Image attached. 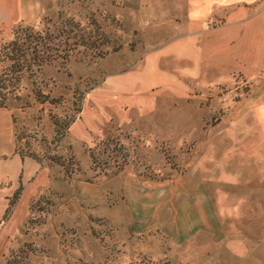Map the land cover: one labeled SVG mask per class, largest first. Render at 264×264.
I'll return each instance as SVG.
<instances>
[{"label": "rangeland", "instance_id": "1", "mask_svg": "<svg viewBox=\"0 0 264 264\" xmlns=\"http://www.w3.org/2000/svg\"><path fill=\"white\" fill-rule=\"evenodd\" d=\"M174 8L152 0H0V46L17 28L53 31L66 20L97 45L30 75L0 61V74L8 75L0 108L10 114L14 152L43 178L8 234L0 264H264V237L261 245L257 239L246 245L248 254L238 260L221 244L205 251L202 238L170 246L150 230L151 221L135 218L136 207L153 203L150 193L200 180L221 218L232 210L248 237L264 236V174L259 180L248 170L241 182L223 180L218 145L239 140L238 104L264 86L258 74L227 77L210 68L194 77L169 58L161 63L171 77L167 91L151 85L145 95L158 96L144 108L116 100L114 80L141 72L152 53L177 38L181 14ZM175 92L181 100L166 102L160 114L159 97ZM207 146L212 164L205 161Z\"/></svg>", "mask_w": 264, "mask_h": 264}, {"label": "crops", "instance_id": "2", "mask_svg": "<svg viewBox=\"0 0 264 264\" xmlns=\"http://www.w3.org/2000/svg\"><path fill=\"white\" fill-rule=\"evenodd\" d=\"M152 2L166 9L180 7L174 8V14H179V10L181 14L180 23L174 28L177 38L157 53H152L141 72L134 71L121 80H114L118 102L128 100L135 108H144L149 97L158 96L152 93L145 95L151 85H162L167 91L171 77L161 63L169 58L180 62L186 67L185 71L194 77H199L203 69L211 68L223 70L227 77L231 74H258L264 81V0ZM158 100L155 108L161 114L170 100H181V96L175 92L168 94L167 98L159 97ZM238 109L243 119L238 122L239 140L218 144L223 150V180L230 184L238 180L241 182L245 178L244 172L247 174L248 170H253L257 179L263 180L264 86L240 102ZM244 118H252V123H244ZM14 149L10 114L0 108V258L8 234L16 228L27 201L37 193L43 179L39 173L35 174L36 164L22 159ZM206 149L208 156L205 161L212 164L211 148L207 146ZM15 192L18 195L14 201ZM151 196L156 198L152 199ZM133 197L137 198V195ZM147 197L153 203L136 207L138 210L135 211V218L137 221H151L153 224L150 230L157 229L170 246L186 244L191 238H202L200 240L204 239L205 251L221 244L224 253L227 252L232 259L241 260L248 254L243 253L246 245H256V239L262 244L261 238L264 236L254 234L253 238L248 237L250 234L247 236L244 233L245 224L243 226L239 220L234 222V211L227 209L221 218L208 186L200 180L192 183L190 179H185L170 188L157 189L155 194L150 193ZM173 198L177 205H173ZM134 201H131L133 207ZM224 202L222 206L228 208L231 202ZM231 228H236L237 233L234 234ZM236 247L237 252L232 251ZM170 254L173 253L170 251Z\"/></svg>", "mask_w": 264, "mask_h": 264}, {"label": "trees", "instance_id": "3", "mask_svg": "<svg viewBox=\"0 0 264 264\" xmlns=\"http://www.w3.org/2000/svg\"><path fill=\"white\" fill-rule=\"evenodd\" d=\"M93 33L102 36L95 25ZM96 47L94 38L85 40L79 26L71 20H66L60 28L53 31L34 32L29 28H17L12 39L0 46V61L9 62L10 72L30 75L44 65H64L79 48L96 50ZM3 72L0 74L1 89L6 86L5 82H8V75ZM17 195L18 192H15L14 201Z\"/></svg>", "mask_w": 264, "mask_h": 264}]
</instances>
